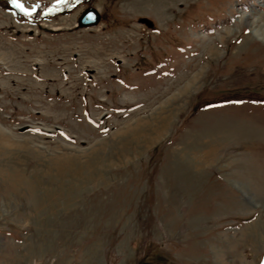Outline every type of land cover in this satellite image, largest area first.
Masks as SVG:
<instances>
[{"label": "rangeland", "instance_id": "obj_1", "mask_svg": "<svg viewBox=\"0 0 264 264\" xmlns=\"http://www.w3.org/2000/svg\"><path fill=\"white\" fill-rule=\"evenodd\" d=\"M263 32L264 0H0V264H264Z\"/></svg>", "mask_w": 264, "mask_h": 264}, {"label": "water", "instance_id": "obj_2", "mask_svg": "<svg viewBox=\"0 0 264 264\" xmlns=\"http://www.w3.org/2000/svg\"><path fill=\"white\" fill-rule=\"evenodd\" d=\"M101 21V14L97 8L87 9L79 18V24L81 26L97 25Z\"/></svg>", "mask_w": 264, "mask_h": 264}, {"label": "bare ground", "instance_id": "obj_3", "mask_svg": "<svg viewBox=\"0 0 264 264\" xmlns=\"http://www.w3.org/2000/svg\"><path fill=\"white\" fill-rule=\"evenodd\" d=\"M261 27H262V26H261ZM261 27H260V28H261ZM258 30H259V29H258ZM261 31H262V29H261ZM263 34H264V32H263ZM260 35H262L261 32H260ZM262 36H263V35H262ZM207 50H208V52H210L211 54H212V53H216V49L214 48L213 45L211 46V44L207 46ZM188 83H189V82H188ZM190 84H192V83H190ZM185 89H187V88H185ZM187 90H188V89H187ZM187 90H186V91H187ZM182 91H183V90H182ZM182 91H181V92H182ZM184 92H185V91H183V93H184Z\"/></svg>", "mask_w": 264, "mask_h": 264}, {"label": "snow or ice", "instance_id": "obj_4", "mask_svg": "<svg viewBox=\"0 0 264 264\" xmlns=\"http://www.w3.org/2000/svg\"><path fill=\"white\" fill-rule=\"evenodd\" d=\"M16 6H17V7H21V8L23 7V6H22L21 4H19V3H16Z\"/></svg>", "mask_w": 264, "mask_h": 264}]
</instances>
